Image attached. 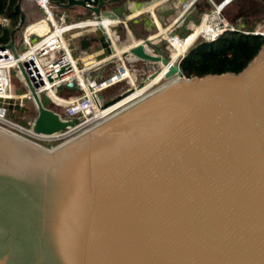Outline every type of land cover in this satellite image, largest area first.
Masks as SVG:
<instances>
[{
  "label": "water",
  "instance_id": "95a60500",
  "mask_svg": "<svg viewBox=\"0 0 264 264\" xmlns=\"http://www.w3.org/2000/svg\"><path fill=\"white\" fill-rule=\"evenodd\" d=\"M52 2L86 8L97 21L103 5L125 12V0ZM13 10L18 21L3 46L16 56L21 0ZM197 15L192 6L169 33L184 35ZM96 40L78 37V50ZM162 46L144 38L120 57L152 70L168 63ZM115 60L87 66L82 77ZM17 69L31 93L34 133L77 122L61 119L63 110L51 109ZM162 78L50 147L0 126V264H264V42L236 73L186 77L173 62Z\"/></svg>",
  "mask_w": 264,
  "mask_h": 264
},
{
  "label": "built area",
  "instance_id": "2783aa9c",
  "mask_svg": "<svg viewBox=\"0 0 264 264\" xmlns=\"http://www.w3.org/2000/svg\"><path fill=\"white\" fill-rule=\"evenodd\" d=\"M83 1L87 8H92L95 7L99 1L108 2L109 0ZM21 2H32L43 16L31 23L42 20L47 24L48 29L38 34L33 30L27 31V25L22 27L18 42L23 45V49L18 52L15 47L16 56H13L10 50L3 46L5 43L0 44V100L4 101L3 103L10 107H13L15 105L22 106V100L30 98L31 93L25 87L23 75L17 69V63H20L24 76L28 80L33 92L39 97L41 95H46L49 99L51 109H62V113L66 118H74L77 120L73 126L67 127L60 132L50 135L36 134L31 129L30 120L27 119L25 121L27 126L16 121H11L6 117L7 108L4 105H0V126L37 143H40L42 140H47L56 144L66 140L86 127L103 119L117 108L129 103L132 99L127 100V97H125L112 106L101 108V105L105 101L100 91L120 82H124V90L129 87L134 88L133 81L135 78H132L130 74L132 70L125 66L123 62L125 58L120 57V54L129 47L137 43H142L144 38L148 39L151 43H156L158 39L163 40V45L169 49L167 54L169 59V54L173 50L170 41L179 38L182 42H186L194 31V26H198L199 31L195 33L192 39H189L185 49L198 38L204 41H212L224 32L238 31L244 34H264L262 32L245 31L241 24L233 25L226 21L221 15V10L230 0H221L218 3H214L212 0H204V5L207 7L201 4L198 5L197 0H189L185 3H176L174 0H150L141 6H136L132 1L125 0V13H122L120 16L115 14L114 9L116 7L112 6V4H108L103 5L105 8L101 6V15L98 21L92 16L91 18L66 24H57V22H55L52 15L53 2L51 0H21ZM192 6L198 8V15L193 23L188 22V30L185 34L181 35L177 32L173 35L170 34L169 32L172 26L175 23L179 25L183 13ZM160 8L164 11L167 9L172 10L171 15H169V20L161 26L166 29L163 36L161 34L156 35L159 31L157 25L159 22L155 20V11ZM142 14H147V16L151 18L157 31L153 34L149 33L141 38L133 39L129 32L128 24H130L129 22L131 20L136 21V17ZM104 18H112V20H117V22L109 24L108 30L106 26L102 27L99 23ZM198 18L199 21L197 23L196 21ZM89 20H92V22H89ZM7 24V18L4 15H0V30L5 28ZM99 26L102 28V32L105 35L104 38L108 48L110 47L112 49L110 50V55L99 61L114 56L116 60H118V65L115 70L106 77L99 79L87 77L84 79L82 77V72L87 66L78 67L76 65V60L71 56L67 42L63 38V34L71 30H81V32L75 34L78 38L83 35H88V28H98ZM119 31L122 33L121 36L118 34ZM127 42L129 44H127ZM115 43H126V46L122 51L117 53L114 46ZM145 47L148 52L157 54V52L153 51L152 47ZM185 49L177 55L173 62L179 64V60L182 58L180 56H182ZM11 70L15 72L17 82L21 87L20 92H17L14 84L9 81ZM10 86L13 88V94L9 90ZM64 86H72L75 90L73 92L63 91L62 94H58L57 91L63 89ZM16 101L17 103H15Z\"/></svg>",
  "mask_w": 264,
  "mask_h": 264
},
{
  "label": "rangeland",
  "instance_id": "374dc122",
  "mask_svg": "<svg viewBox=\"0 0 264 264\" xmlns=\"http://www.w3.org/2000/svg\"><path fill=\"white\" fill-rule=\"evenodd\" d=\"M51 1H58V0H51ZM212 1L214 3H218L221 0H212ZM25 7L27 8L29 7L31 9L27 10L25 9ZM204 7H207V6L204 5ZM21 8L23 9V12L25 14L24 23L22 27L30 23V21L36 20L43 16L32 2H21ZM102 8H105V7L102 6ZM155 12H156L155 13L156 17L159 21V23H157L158 28L161 29L162 28L161 26H163V24H165L169 20L170 17L159 15L158 11H155ZM124 13L125 12H123V14ZM52 15H53L55 22H57V24L71 23V22H75L78 20H84L86 18H91L93 16L89 10L81 6L60 7L54 4L52 8ZM221 15L226 21H228L229 23H232L233 25L241 24L245 31L262 32V30L264 29V0H230V2L221 10ZM142 17H144V19L146 18L145 16H142ZM145 21L147 22V25L149 26L146 29V31L148 32L151 31L152 34L155 33L157 31V28L154 25L150 26L149 20L145 19ZM198 21H199V18L197 19L196 22L198 23ZM37 22H34V23H37ZM116 22L117 20L112 23H116ZM129 23L131 25L135 24V20H131ZM39 27L40 28L35 29V31L38 34H41L48 29V26L45 22L41 24ZM134 27H135V30L137 31L138 26L134 25ZM75 31L76 30H71L67 33H64L63 38L67 42V46L69 48L71 56L76 59L77 66H80L81 62L86 63L89 60H92L93 58H96V57L102 58L103 56H105L104 54L108 53V51L106 50L107 43L102 34V31L96 27V28H88V32L90 34L93 33V35L97 38V40L95 42L90 43L89 47L82 54H80L78 50L77 37L73 35ZM118 34L121 36L122 33L119 31ZM159 34L160 33L158 32L156 35H159ZM133 36L134 35H132V37ZM14 38L16 40V45H15L16 50L19 52L23 49V45L18 42L20 38V31L15 33ZM197 40H199V38ZM125 44H120V45L123 46ZM115 48L116 50H121V48H119L118 46H115ZM187 48L185 49V51L187 50ZM161 51L165 55H167L169 52V49L168 47L163 45L161 48ZM185 51L183 52L182 56L184 55ZM123 62L128 69L132 70V72L130 71V74L132 78H135V80L133 81L134 86L137 83H139L141 80L145 79L148 74L152 73L158 67L157 64H154L153 69L148 70L146 69V67H143V65H145L144 62L139 61L137 59H133V57L129 55H127L125 59H123ZM117 65H118V60H115L111 62L110 64L100 67L98 71L89 73V77H93L95 79L106 77L110 72H113L115 70ZM9 81L14 84L16 88L15 90L17 92L21 91V87L19 86L17 82L16 75L13 70H11L10 72ZM164 81H165L164 78L162 77L159 78L158 81L154 82L153 84L145 88L139 96L147 93L148 91H150L151 89L158 86ZM124 87H125L124 82H120L118 84L112 85L100 91V94L104 98L109 100L113 97V95L117 94L116 92L117 89L124 88ZM74 90L75 89L72 86H64L63 89H59L57 93L62 94L63 91L73 92ZM11 92L13 93L12 86H11ZM3 102L4 101L0 100V105H4L7 108L6 117L9 120L14 121V122L16 121L25 126H27L25 122L27 119L30 120V122L32 123L31 118L35 115V110L27 99L22 100V106H16V107H11V108H9L10 106ZM15 103H17V101ZM39 144L45 147H50V146L55 145V143H51L47 140H42L40 141Z\"/></svg>",
  "mask_w": 264,
  "mask_h": 264
},
{
  "label": "trees",
  "instance_id": "16d2710c",
  "mask_svg": "<svg viewBox=\"0 0 264 264\" xmlns=\"http://www.w3.org/2000/svg\"><path fill=\"white\" fill-rule=\"evenodd\" d=\"M58 1L66 2V0ZM199 1L204 2L198 0V5L201 4ZM15 3L16 0H0V15H4L8 21L7 26L0 30V44L8 41L9 32L18 21V15L13 10ZM131 31L135 36L142 35V32L136 31L133 25ZM263 42L262 35L244 34L238 31L224 32L212 41L195 40L179 60V68L186 77L224 72L236 73L253 58ZM106 50L110 52L107 46Z\"/></svg>",
  "mask_w": 264,
  "mask_h": 264
},
{
  "label": "bare ground",
  "instance_id": "6f19581e",
  "mask_svg": "<svg viewBox=\"0 0 264 264\" xmlns=\"http://www.w3.org/2000/svg\"><path fill=\"white\" fill-rule=\"evenodd\" d=\"M111 19V22L109 23V24H114V23H112V22H114L113 20H112V18H110ZM89 22H92V20H89ZM109 24H107L106 25V28L108 29L109 28ZM102 27H104V25H101ZM32 28V27H31ZM193 29H194V31L191 33V35L188 37V40L186 41V42H182L181 40H179V38H175V39H172L171 41H170V45L173 47V50L170 52V54H169V59H168V63H167V65H159L152 73H150V74H148L147 75V77L145 78V79H143V80H141L139 83H137L135 86H134V88H133V91L131 92V94H129L128 96H127V100L128 99H132L131 101H133L134 99H136V98H138L137 96H139L140 94H141V92L145 89V88H147L148 86H150L151 84H153L154 82H156V81H158V79L159 78H161L162 77V75H163V73L166 71V69H167V67H168V65H171L172 63H173V61H174V59L177 57V55L183 50V49H185V47L187 46V43H188V41H189V39H192L194 36H195V33L196 32H198L199 31V27L198 26H194L193 27ZM26 30L27 31H30V28H28V26H27V28H26ZM109 30V29H108ZM166 29H163L162 31H161V33H160V31H158L162 36L164 35V31H165ZM33 31H35V30H33ZM157 32V33H158ZM156 33V34H157ZM262 33H264V29L262 30ZM159 34V35H160ZM129 44V43H128ZM115 45L116 46H118L119 48H121V50L120 51H122L123 49H124V47L126 46V44H125V46H121V45H119V44H116L115 43ZM114 45V46H115ZM9 90H10V92H11V86L9 87ZM12 93V92H11ZM13 94V93H12ZM140 97V96H139ZM125 99V100H126ZM124 100V101H125ZM123 102V101H122ZM112 109V108H111ZM10 134H12V135H14V136H16V137H18L17 135H16V133H14V132H12V133H10Z\"/></svg>",
  "mask_w": 264,
  "mask_h": 264
},
{
  "label": "crops",
  "instance_id": "0c3cea01",
  "mask_svg": "<svg viewBox=\"0 0 264 264\" xmlns=\"http://www.w3.org/2000/svg\"><path fill=\"white\" fill-rule=\"evenodd\" d=\"M130 1H132L133 2V4L134 5H136V6H141V5H143L144 3H146V2H148V1H150V0H130ZM187 1H189V0H174V2H176V3H185V2H187ZM112 4V6H115V7H119V3H111ZM203 6H204V2L203 3H201ZM22 9V8H21ZM25 9H31V8H27V7H25ZM33 10V9H32ZM22 11H23V9H22ZM158 11V14L159 15H162V12H164V10L162 9V8H160L159 10H157ZM142 16H145L146 18L145 19H147V20H149V25L151 26V25H154L153 23H152V21H151V18L149 17V16H147V14H142V15H139V16H137L136 17V21H135V24H132L133 26L134 25H137L138 26V28H137V31L140 33V32H142L141 34L142 35H137V36H135V34H133L132 33V31H131V24H128V28H129V32H130V34H132V35H134L133 36V39H137V38H141V37H143V36H145L146 34H149V33H151V31H146V29L149 27L148 25H147V22L145 21V19H144V17H142ZM163 16V15H162ZM87 19V18H86ZM37 20V19H36ZM155 20L157 21V22H159L158 21V19H157V17H156V14H155ZM33 21H35V20H33ZM33 21H30V23L31 22H33ZM116 21V20H115ZM111 22V19L110 18H104V19H102V21L101 22H99L101 25H104V26H106L107 24H109ZM44 22L41 20V21H38L37 23H31V24H27V26H28V28H30V30H35L36 28H40L39 26L41 25V24H43ZM32 27V28H31ZM42 28V27H41ZM164 28H161V29H159V31H160V33H161V31L163 30ZM39 30V29H38ZM36 32V31H35ZM78 32H81V30H76L75 32H74V34L73 35H75L76 33H78ZM88 33V35H90V36H94L93 35V33H89V32H87ZM138 34V33H137ZM131 35V36H132ZM19 41V40H18ZM14 43H15V45H16V40H14ZM128 43V42H127ZM120 45V44H119ZM116 46V45H115ZM123 46H125V45H123ZM117 51V53L118 52H120V50H116ZM79 52H80V54H82L84 51H80L79 50ZM110 53L111 52H109V53H107V54H104L105 56H103L102 58H104V57H106V56H108V55H110ZM102 58H98V57H96V58H93L92 60H89L88 62H86V63H83V62H81V65L80 66H78V67H86V66H88V65H90V64H92V63H94V62H96V61H99L100 59H102ZM75 59V58H74ZM76 60V59H75ZM110 64V63H109ZM99 69H97V70H95V71H98ZM94 72V71H93ZM111 73V72H110ZM109 73V74H110ZM90 78H92V79H95V78H93V77H90ZM10 108V107H9ZM60 116H61V119H66V116L63 114V113H60Z\"/></svg>",
  "mask_w": 264,
  "mask_h": 264
},
{
  "label": "flooded vegetation",
  "instance_id": "af4514ba",
  "mask_svg": "<svg viewBox=\"0 0 264 264\" xmlns=\"http://www.w3.org/2000/svg\"><path fill=\"white\" fill-rule=\"evenodd\" d=\"M108 46V45H107ZM146 66V64L145 65H143V67H145ZM118 84V83H117ZM124 90V88H119V89H117L116 90V92H117V94H115V95H113V97H115L116 95H118L120 92H122ZM112 97V98H113ZM102 98L104 99V101H107V99L106 98H104L103 96H102ZM109 99V98H108Z\"/></svg>",
  "mask_w": 264,
  "mask_h": 264
}]
</instances>
